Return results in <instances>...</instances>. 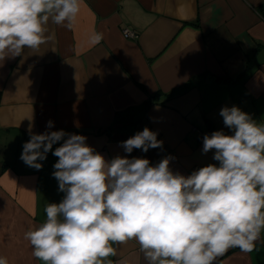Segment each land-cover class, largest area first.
Returning a JSON list of instances; mask_svg holds the SVG:
<instances>
[{
    "label": "crops",
    "instance_id": "crops-1",
    "mask_svg": "<svg viewBox=\"0 0 264 264\" xmlns=\"http://www.w3.org/2000/svg\"><path fill=\"white\" fill-rule=\"evenodd\" d=\"M47 27L51 39L38 51L0 63V256L8 264H43L24 234L64 195L51 152L41 170L20 159L29 124L38 134L83 135L107 160L155 165L171 155L170 168L187 176L218 164L214 150L202 154L200 136L232 134L223 107L264 123V0H80L72 30ZM97 32L103 39L93 45ZM145 127L162 148L125 153L120 142ZM113 247L102 264H148L136 240ZM214 264H264V229L252 252L230 248Z\"/></svg>",
    "mask_w": 264,
    "mask_h": 264
},
{
    "label": "clouds",
    "instance_id": "clouds-1",
    "mask_svg": "<svg viewBox=\"0 0 264 264\" xmlns=\"http://www.w3.org/2000/svg\"><path fill=\"white\" fill-rule=\"evenodd\" d=\"M79 12L80 0H0V63L25 48L38 51L51 39L50 21L72 30ZM102 39L97 32L90 42ZM219 115L232 134H205L202 147V154L214 150L218 164L187 176L170 168L171 155L155 165L128 155L107 160L83 135L38 134L29 124L20 159L41 170L51 152L58 158L52 176L64 194L45 206V222L25 232L32 255L43 264H102L115 255L113 244L130 240L148 264H214L230 248L252 252L264 229V123L237 106ZM53 126L49 120L47 129ZM157 135L145 127L120 147L147 153L162 148Z\"/></svg>",
    "mask_w": 264,
    "mask_h": 264
},
{
    "label": "built area",
    "instance_id": "built-area-1",
    "mask_svg": "<svg viewBox=\"0 0 264 264\" xmlns=\"http://www.w3.org/2000/svg\"><path fill=\"white\" fill-rule=\"evenodd\" d=\"M122 34H123V36H124L125 38H135V37H136V35H135L132 31H130V30L126 29V28L122 29ZM202 138H203V137L200 136V140H201ZM199 168H200V166H193V167H192V171L197 170V169H199Z\"/></svg>",
    "mask_w": 264,
    "mask_h": 264
},
{
    "label": "trees",
    "instance_id": "trees-1",
    "mask_svg": "<svg viewBox=\"0 0 264 264\" xmlns=\"http://www.w3.org/2000/svg\"><path fill=\"white\" fill-rule=\"evenodd\" d=\"M0 95H1V93H0Z\"/></svg>",
    "mask_w": 264,
    "mask_h": 264
}]
</instances>
